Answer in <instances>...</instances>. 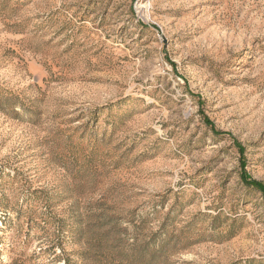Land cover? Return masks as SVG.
<instances>
[{
    "label": "rangeland",
    "instance_id": "rangeland-1",
    "mask_svg": "<svg viewBox=\"0 0 264 264\" xmlns=\"http://www.w3.org/2000/svg\"><path fill=\"white\" fill-rule=\"evenodd\" d=\"M252 181L264 0H0V264H264Z\"/></svg>",
    "mask_w": 264,
    "mask_h": 264
},
{
    "label": "trees",
    "instance_id": "trees-1",
    "mask_svg": "<svg viewBox=\"0 0 264 264\" xmlns=\"http://www.w3.org/2000/svg\"><path fill=\"white\" fill-rule=\"evenodd\" d=\"M240 150V149H239ZM241 151V150H240ZM244 181L247 183V184H251V180L246 176L244 175ZM252 184H254L258 189H260L262 192H264V183L262 182H257V181H252Z\"/></svg>",
    "mask_w": 264,
    "mask_h": 264
}]
</instances>
